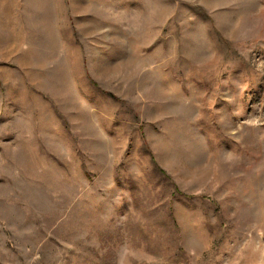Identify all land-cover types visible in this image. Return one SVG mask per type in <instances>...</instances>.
Masks as SVG:
<instances>
[{
    "label": "rangeland",
    "instance_id": "374dc122",
    "mask_svg": "<svg viewBox=\"0 0 264 264\" xmlns=\"http://www.w3.org/2000/svg\"><path fill=\"white\" fill-rule=\"evenodd\" d=\"M0 264H264V0H0Z\"/></svg>",
    "mask_w": 264,
    "mask_h": 264
}]
</instances>
